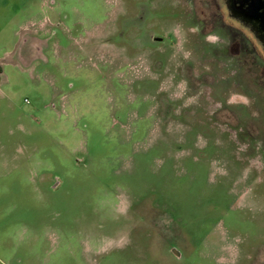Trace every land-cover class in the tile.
<instances>
[{
    "label": "rangeland",
    "instance_id": "1",
    "mask_svg": "<svg viewBox=\"0 0 264 264\" xmlns=\"http://www.w3.org/2000/svg\"><path fill=\"white\" fill-rule=\"evenodd\" d=\"M139 2L165 39L158 48L115 37ZM203 2L0 0V264H248L264 248L263 159L228 156L220 137L190 141L177 120L224 117L203 109L219 106L206 87L225 61L215 36L204 43L189 30L206 19ZM31 38L46 43L43 57L23 65L18 51ZM157 85L183 106L147 133L160 118ZM127 181L149 207H125L127 192L118 200ZM145 209L170 218L165 236L136 218Z\"/></svg>",
    "mask_w": 264,
    "mask_h": 264
},
{
    "label": "flooded vegetation",
    "instance_id": "2",
    "mask_svg": "<svg viewBox=\"0 0 264 264\" xmlns=\"http://www.w3.org/2000/svg\"><path fill=\"white\" fill-rule=\"evenodd\" d=\"M222 4L223 6L218 3V0H205L202 5H207L208 7L202 12L206 19L198 21V23L190 22L189 30H195L197 39L200 40V42L208 43V36H215L216 38L213 42L218 41L216 43H223L222 48L224 49V53H222L224 56L222 57L225 61L221 62L218 59L216 60V62L220 61L223 63L221 65V68H224L223 75L220 78L221 81L216 82L217 85L214 84V86H212L213 82L211 86L209 85V87H206V94L210 95L211 98L214 94L217 100L216 105L219 106L215 109H211V106H209L208 109H203L204 111L221 110L224 117L215 119L213 118V112L195 114V111L194 115L196 118L185 120L187 115L184 114V116H186L184 120L180 118L177 120L180 121V124L183 125V123H188L189 127H191V133L188 137L190 141L194 142L198 136L207 137V139L211 138L208 141V146L211 143L215 145L212 140L214 136V141L216 138L218 139L220 137L230 149V151L227 150L228 156L235 158H238V156H247L248 158L263 159V161L259 162V164H261L259 173H261L264 172V34L258 31L257 26L249 24L235 15L231 0H222ZM137 5L139 6H134V15H128L122 18L119 26L120 31L115 34V37L122 40L130 35L134 36L136 42H133V38V40L130 41L133 45L129 44V48L135 51L158 48L164 43L165 39L155 31L156 29H154V27L150 26L151 21L145 3L139 2ZM214 5H216V7ZM224 18L229 20L228 23L224 21ZM153 19L154 18H152V20ZM217 34L219 36H217ZM24 43L25 44H22L18 51V58L23 65L26 64L24 58L27 60L40 59L43 57L42 51L46 44L45 42L37 38H31L28 42L25 40ZM200 61L194 60L193 62L197 63ZM213 61H215V59ZM158 63L163 67L164 59L160 58ZM218 64L219 63H216V67L219 68ZM211 82L212 78L209 84ZM157 88L159 92L153 97H158V95H160L159 102L155 103L160 107V115H158L160 118L152 121V123H146L147 133L149 129L168 123L170 118H167V116L170 115V112L174 110L180 111L183 106L179 98L177 100L171 99L170 96L165 95V92H163L164 90L160 89V85H157ZM231 93L240 98H247L250 100L249 103L251 105L238 103L234 105V108H231L232 104L229 101L227 102V99L223 101V96H229ZM212 101H214V99H212ZM152 103H154V101H152ZM181 114L182 113H180V115ZM208 115H210V117H205ZM138 137L143 139L139 134ZM148 142L149 141H147V146ZM81 149V152L91 157L89 153L90 150H87V145L85 144L84 146V142ZM141 152L144 156L148 155V147L142 148ZM119 155L121 156H118L119 158L117 157V159L124 158L122 154ZM91 165L92 167H96L99 165V161L90 162L89 166L91 167ZM121 189V191H116H118V200L122 202L125 201L122 194L127 192L125 193V195H127V200L123 203L125 207L133 209L141 204L144 206L146 205V208L149 207L148 201H145L143 197L144 192L140 194L137 193V189H135L133 182L127 181L122 183ZM145 212H147L146 209L145 211L137 212L135 215L136 218H138V220L142 219L143 223L146 221L145 225L148 230L152 227L160 233L161 237L165 236V233L168 231L167 226L170 224V218L165 217L157 219L156 222L153 218L151 220L147 219ZM127 219L131 221L135 220L134 217ZM140 223L136 222V227ZM137 229L139 230V227H137ZM168 252L176 258L181 256L180 252L172 246L169 247ZM251 262L253 264H264V248H252V250H250L248 264H251Z\"/></svg>",
    "mask_w": 264,
    "mask_h": 264
},
{
    "label": "water",
    "instance_id": "3",
    "mask_svg": "<svg viewBox=\"0 0 264 264\" xmlns=\"http://www.w3.org/2000/svg\"><path fill=\"white\" fill-rule=\"evenodd\" d=\"M235 15L264 34V0H231ZM239 6V7H238Z\"/></svg>",
    "mask_w": 264,
    "mask_h": 264
}]
</instances>
